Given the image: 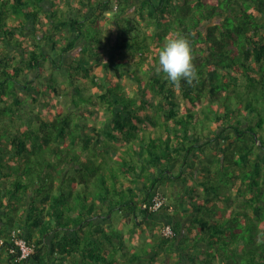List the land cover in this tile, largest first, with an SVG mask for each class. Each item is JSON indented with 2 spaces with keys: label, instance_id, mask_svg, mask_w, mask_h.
<instances>
[{
  "label": "trees",
  "instance_id": "trees-1",
  "mask_svg": "<svg viewBox=\"0 0 264 264\" xmlns=\"http://www.w3.org/2000/svg\"><path fill=\"white\" fill-rule=\"evenodd\" d=\"M57 3L63 5L60 13ZM111 8L118 14L104 60L93 45L101 43L97 23ZM93 26L97 36L87 31ZM177 36L191 47V83L173 84L156 71L159 50ZM57 45L60 55L46 62ZM76 47L81 60L73 69L62 57ZM83 63L84 83L74 89V72ZM99 67L112 79L98 78L93 70ZM57 69L72 72L69 85L50 76ZM122 76L134 91L118 82ZM92 87L95 93L85 97ZM47 95L72 102V111L44 101L35 112L32 106ZM85 104L101 108L104 117L96 125L78 113ZM46 110L50 115L43 117ZM201 130L208 135L202 142ZM91 144L101 155L104 144L138 154V171L136 165L103 173L89 156ZM209 144L214 147L204 164L212 170L199 182L202 169L191 178L197 164L187 162ZM133 171L135 180L116 189L118 175ZM145 172L148 181L158 176L173 183L190 175L179 185L188 198H181L183 211L164 204L155 212L140 207L144 220L163 214L159 226L169 224L174 232L172 239L155 240L152 255L129 250L108 218L123 207L135 217L138 194L140 205L152 199L155 181L148 184ZM101 189L105 195L89 202L87 194ZM111 193L120 199L112 200ZM219 203L226 210L232 206L230 214L221 213ZM182 223L185 233L178 240ZM16 237L32 247L21 261ZM188 238L193 244L182 245ZM186 250L181 260L192 263L206 258V264H264V0H0V264H158L159 252L166 264L170 253L184 256Z\"/></svg>",
  "mask_w": 264,
  "mask_h": 264
},
{
  "label": "rangeland",
  "instance_id": "rangeland-1",
  "mask_svg": "<svg viewBox=\"0 0 264 264\" xmlns=\"http://www.w3.org/2000/svg\"><path fill=\"white\" fill-rule=\"evenodd\" d=\"M112 3L113 2L111 1L110 4H112ZM56 5H57L56 6V8H57L56 10L60 13V10L63 9V5L61 3H57ZM117 14H118V12L111 8L109 13H108V15H107V17H106V19L100 20L97 23L98 29L101 30V32L103 33V36H102L101 33H99V37L101 39V43L94 44V45L90 44V45H93L95 47L96 51L101 52V56L104 57V60H106L107 56H108V54H107L108 52H106L105 49H110L111 48V46H110L111 44L108 43L107 37H110L111 34H112V38H114L113 33H114L115 28L113 27V21H114V18H115V16ZM89 22L90 21H85L84 25L89 27V24H90ZM117 22L118 21H116V23ZM117 25L119 26V23H117ZM123 25H127V22H124V23L120 24V26H123ZM87 31L90 33L91 36H97L98 30H97L96 26L94 28H88ZM103 38H105V39H103ZM61 43H63V41ZM77 45L80 46V42L77 41ZM60 46L61 45H57L58 49H55V50H52V51L50 50L48 52V56H47V61L46 62H49L50 60L54 61V60L57 59V57L61 53L60 49H61L62 46L61 47ZM78 50H79V48L76 47L75 49L72 50V52H69V54L68 53L63 54V57H62L63 58V62H64V59L65 60L66 59L68 60V58L70 59V63H68V64H70V66H72L73 69H76V67H78L77 65L80 63V60H81L80 59L81 55H79L77 53ZM148 61H149V59H148ZM60 62H62V61H60ZM60 66H62L65 69L69 68V67H65L63 63H61ZM86 67L87 66H85L84 63H83V67L80 66V68L77 69L76 72H74V74L76 75V77H77V79L79 81L78 80L75 81V83L73 84L72 88L76 89L78 87V85L80 86V85H82V83H84L83 79H84V76L86 75L84 69ZM133 68H135V67H132V69ZM45 69H46V67H45ZM93 72L97 73L98 78L104 77L105 80H109V79L111 80L112 79V76L110 74L103 75L100 67L99 68H95V70H93ZM49 74H50V76H53V77L55 76L59 80H65L67 85H69V78H70L69 76L72 75V72L67 71V70L58 71V69H57V70L49 71ZM115 80H117V77H115ZM97 82L99 84L102 83L103 85H106V82L103 83L102 79H99ZM118 82L121 83L123 85V87L129 92L130 91H134L136 89V86L134 85V83L129 81L128 79H126L125 76H122L121 79L118 80ZM85 84H86V86L88 84H90L88 79L85 80ZM61 88H63V87H61ZM96 89H97L96 87H92V88H88V91L84 90L85 97L88 96L90 94V92L96 91ZM67 99H68V101L70 100L68 97H67ZM78 100H79V95H78ZM44 101L45 102L46 101L49 102L52 106H54V104H55V106L57 104H60L61 107H63V109L66 108V110H71L72 111V109H71L72 108V102L68 104L66 102V99H64V97H60L56 101L54 96H48L47 95L46 99L39 98L37 100L36 105L32 106L34 108L35 112H37L38 106H41L42 103H44ZM231 102H232L231 107H234L235 101L232 100ZM25 106L29 107V108L31 107L29 105V102ZM89 106H92V105L85 104V105L81 106V111L78 112V113H80V115H83L85 117L84 118V122L91 123V125H96L99 122V118L103 119L104 116H103L102 113L98 112V110H101L100 107H94L93 110H92V109H90ZM180 106H184L183 103H181ZM41 108L43 109V107H41ZM68 108H70V109H68ZM52 110H55V109H52ZM195 110H197V109H195ZM90 113H93V114L90 115ZM41 114L43 115V117H47V116L50 115L48 110H46L45 112H42ZM203 127H204V125H203ZM205 129H207V127ZM200 132L203 133L204 131L201 130ZM215 132H216V130H215ZM203 135H204V137L201 138V140H200L201 142L206 140L207 136H208L206 134V132H204ZM106 146H107V148H105ZM125 146H126L127 149H130L131 143H130L129 146L127 144ZM125 146H123V147H125ZM210 147H214V145L209 144V146L205 150H203L202 154H200L198 152V150L196 152L192 153V155H191L192 158L190 157L191 159L187 162V163L195 162V164H197L195 166L193 164V167L191 166L192 169L190 168L191 169L190 175H192L191 178H193V174H195L196 168L198 170L202 169L201 171H204V172L206 171V173H201V171L198 172V175L196 177L198 178L199 182L202 181L205 177H207L206 176L208 174L207 170H209V169H210V171L212 170L211 169L212 167L210 165H209V167L207 169L206 166H208V164H204V162H206V160L212 154V150L210 149ZM100 150L103 151L102 155L101 154H97L98 152L93 149V145L91 144L88 153H89V156L91 157V159H93V161L95 162V165L98 166L99 168L101 167V170L103 171V173L104 172H105V174L109 173V169L114 170V173H116V172L118 173L119 170L123 166H127V167L128 166H132V167H134L136 165H137V167H136L135 172L138 171V168L140 166V163H138L139 162L138 154L133 153V152L127 153V152L118 151L114 147H111L109 144H106V145L104 144L100 149L98 148V151L101 153ZM119 153H121V154L119 155ZM92 154H95V155H92ZM194 154L195 155L197 154V156L193 157ZM188 165H191V164H188ZM176 171L177 170L173 171V173H176ZM135 172L133 171L132 174H128L127 176H122V174H119L118 176H120L119 179L121 180V183L116 185V189L118 187L122 186L121 185L122 182L126 183L127 180L128 181L135 180ZM156 174H157V172H156ZM188 174H189V172H186V175H183L180 178V180L179 179L175 180L174 183H173L172 180H165L163 178H159L158 179V176L157 177L156 176H152L151 180L148 181L149 178H147L146 172L144 173L145 176H142V177L145 178V180L147 181L148 184H149V182L152 183V182L155 181L154 183H155V187L157 188L158 194H160L161 196L164 197V205H169L172 209H175V210L181 212V211L184 210V208L186 209V206H185V204L182 203L181 198H185V199H188V198L187 197H183L184 196V189H183V186H182L181 189L179 190V185L181 183H185L186 182V180H184V179L190 177V175H188ZM154 177H156V178L154 179ZM220 178L223 179L224 176L223 175H219L218 179H220ZM142 182H143V184H145L144 181H142ZM192 183L195 184L196 188L198 187L200 196H203L205 194V192L203 193L202 186L198 184L197 179H196V181L193 180ZM65 186L69 187L68 184H66ZM123 189H124V187L122 188V190ZM136 189L137 188L135 187L134 188V193L136 192ZM112 191L114 192V186L112 187ZM128 194H129V192L125 190L124 191V195L127 196ZM87 195H88V198H89V202H91L94 198H99L100 196H104L105 192L102 191V189H101L99 191H96V192H93L92 194H87ZM110 195L114 197V194L111 193ZM135 195H136V193H135ZM140 197H141V195L138 194V195H136V199L137 200H133L134 201V207H132V210L134 208L135 217L132 215V213L131 214L128 213V211H129L128 208L125 209L123 207L121 212H118V210L110 211V213L108 214V218H110L111 228L112 229H117L123 235L124 241L127 244L129 250H131L134 253L137 252V253H141V254H142V252H144V250H148V251H150L148 254L152 255V253L154 252L153 251L154 242L157 245V241H155V240L160 238V236H159V227H161V226H159V225L161 224L162 221H161V219H159L158 215H157V219H155V218L154 219L146 218L145 220L143 219L144 218V214H143V211L140 208L141 205L139 203V202H141V200H139ZM119 199H120L119 197H114L112 200H119ZM201 202H202V200H201ZM217 206L220 208V210H221L220 212L221 213L225 212L224 215L230 214V211H231L230 207H232V206H230L228 208V210H226V204H224V203H219V204H217ZM168 210H169V213H171L172 210L170 208ZM171 214H173V213H171ZM138 221H142L143 224L142 225L138 224ZM183 225H185V223H183ZM189 235H190V233H189ZM34 236H36V235H34ZM185 240H187V241L185 242ZM185 240L182 239V241H181L182 245L187 244L188 246H190V245L193 244V243L190 244V242H191L190 238L185 239ZM173 250L176 251L175 249H173ZM196 250L197 249L194 248V253L195 254L197 252ZM187 252H188V250H186L184 252V256L182 254L179 255L176 252L170 253L168 255V258H167L168 261H167L166 264H177L178 261H182L181 259H184L186 257L185 254ZM159 254L160 255L158 256V253H157L158 264H164V262H165L164 258H166V257H165L163 252H159ZM0 255L1 256L3 255V257H4V253L3 252ZM188 255H191V254L188 253ZM178 258H180V260H178ZM190 258H191V256H190ZM190 260H192V259H190ZM185 261H186L185 264H193V263H195V264H197V263L206 264V261H208V259H206V258L205 259H200L199 261H195L193 263L191 261L188 262L187 259H185ZM119 263H120V258H119ZM127 264H129V261H127ZM135 264H149V262L147 261V259H144L143 261L137 262Z\"/></svg>",
  "mask_w": 264,
  "mask_h": 264
},
{
  "label": "clouds",
  "instance_id": "clouds-1",
  "mask_svg": "<svg viewBox=\"0 0 264 264\" xmlns=\"http://www.w3.org/2000/svg\"><path fill=\"white\" fill-rule=\"evenodd\" d=\"M192 59L193 58H192L191 47L186 38L182 36H177L175 38L167 39L158 52V67L156 71L162 72L166 76L167 80L173 84L179 83L182 79L187 83H191V81L194 79L196 75L194 65L192 63ZM155 193H158L157 190L152 191V196ZM147 202L148 201L144 202L141 205L143 209H144L143 205ZM165 225H169V224H163L160 227L159 229L160 237H161L160 231ZM173 236H174V232H173Z\"/></svg>",
  "mask_w": 264,
  "mask_h": 264
},
{
  "label": "built area",
  "instance_id": "built-area-1",
  "mask_svg": "<svg viewBox=\"0 0 264 264\" xmlns=\"http://www.w3.org/2000/svg\"><path fill=\"white\" fill-rule=\"evenodd\" d=\"M164 204V199L158 194L155 193L152 196V199L143 205L150 212H155L161 208ZM161 237L164 239L172 238L173 231L169 225H165L160 231ZM14 245L18 249V253L16 254V260L21 261L29 256L32 252V247L26 243L24 238L16 237L14 238ZM13 252V251H12Z\"/></svg>",
  "mask_w": 264,
  "mask_h": 264
},
{
  "label": "crops",
  "instance_id": "crops-1",
  "mask_svg": "<svg viewBox=\"0 0 264 264\" xmlns=\"http://www.w3.org/2000/svg\"><path fill=\"white\" fill-rule=\"evenodd\" d=\"M163 179H164V178H163ZM165 180H166V179H165ZM153 190H157V188L155 187ZM158 216H159V219H161V221H163V219H162V218H163V214H158ZM176 217H178V215H177ZM174 222H175V226H176V225H177L176 223L179 222V220L176 219ZM181 229H182V232H181V235L179 236L178 240L181 239V238L184 236L183 234L185 233L183 223H182V225H181ZM118 260H119V259H118ZM181 263H182V264H185L186 261H185V260H182V261H178V262H177V264H181Z\"/></svg>",
  "mask_w": 264,
  "mask_h": 264
}]
</instances>
